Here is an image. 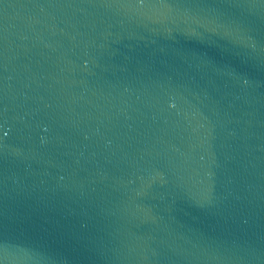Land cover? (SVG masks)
<instances>
[{"label": "water", "instance_id": "95a60500", "mask_svg": "<svg viewBox=\"0 0 264 264\" xmlns=\"http://www.w3.org/2000/svg\"><path fill=\"white\" fill-rule=\"evenodd\" d=\"M0 264H264V0H0Z\"/></svg>", "mask_w": 264, "mask_h": 264}]
</instances>
